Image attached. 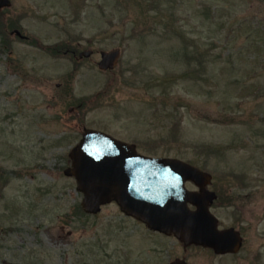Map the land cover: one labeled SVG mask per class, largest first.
Here are the masks:
<instances>
[{
    "label": "rangeland",
    "instance_id": "1",
    "mask_svg": "<svg viewBox=\"0 0 264 264\" xmlns=\"http://www.w3.org/2000/svg\"><path fill=\"white\" fill-rule=\"evenodd\" d=\"M0 13L20 31L0 33V264H264V0H9ZM83 128L217 186L238 177L231 207L210 208L238 251L185 246L114 200L86 213L63 172Z\"/></svg>",
    "mask_w": 264,
    "mask_h": 264
},
{
    "label": "water",
    "instance_id": "2",
    "mask_svg": "<svg viewBox=\"0 0 264 264\" xmlns=\"http://www.w3.org/2000/svg\"><path fill=\"white\" fill-rule=\"evenodd\" d=\"M7 4L9 0H0V7ZM15 32L20 36L18 30ZM90 53L86 50L80 55ZM118 55V48L101 51L98 68H112ZM69 156L71 166L63 172L75 178L86 213H96L102 204L114 200L125 215L151 230L173 234L185 246L201 245L215 253H234L241 246L239 232L233 227L219 229L217 218L209 210L216 197L204 188L209 173L177 158L140 154L134 143L93 128H83ZM189 179L200 186L199 191L185 188ZM188 203L195 208L190 209ZM170 264L187 263L175 259Z\"/></svg>",
    "mask_w": 264,
    "mask_h": 264
},
{
    "label": "flooded vegetation",
    "instance_id": "3",
    "mask_svg": "<svg viewBox=\"0 0 264 264\" xmlns=\"http://www.w3.org/2000/svg\"><path fill=\"white\" fill-rule=\"evenodd\" d=\"M59 50V49H58ZM68 51H69V49H68ZM83 50H80V51H78L77 52V57L80 59V58H82L83 57V55H80L81 54V52H82ZM66 52V51H65ZM71 53L73 54V55H75L76 54V52H75V50H72L71 51ZM101 53V51L99 52V54ZM91 55V54H90ZM90 55H88V56H85V57H89ZM201 170H203V169H201ZM238 177H236V179H235V181H233V182H235V184L232 186V187H226V186H224V187H222V186H217V184L216 183H214V177L212 176V174H211V176H210V180L204 185V188H206L207 190H209V191H212V192H214L215 193V195H216V197H215V199L210 203V205H209V210H210V208H211V206H212V204H213V202H215L216 201V199L218 198V196H222L223 195V200H228V202L227 203H225L227 206H229V207H231V199L233 198V196H234V194H237V193H242L241 192V190L243 189V181H241L240 179H237ZM184 186H185V188L187 189V190H189V191H199L200 190V186L197 184V183H195L193 180H186L185 181V183H184ZM233 189H235V191L233 190ZM218 192V193H217ZM114 202H116V201H114ZM188 206H189V208L190 209H194L195 207L193 206V205H191V204H188ZM233 206V205H232ZM133 218V217H132ZM141 222V221H140ZM142 224H144L143 222H141ZM217 224H218V228L219 229H224V228H220V226H219V221L217 222ZM230 227H232V226H230ZM228 228V227H227ZM153 232H157V231H153ZM158 233H160V232H158ZM240 233V232H239ZM168 236H173L174 238H176L173 234H170V235H168ZM208 249H210V248H208Z\"/></svg>",
    "mask_w": 264,
    "mask_h": 264
},
{
    "label": "trees",
    "instance_id": "4",
    "mask_svg": "<svg viewBox=\"0 0 264 264\" xmlns=\"http://www.w3.org/2000/svg\"><path fill=\"white\" fill-rule=\"evenodd\" d=\"M3 15V14H2ZM6 28V32H12L14 31L15 29L19 28L18 27V24L16 23L15 20L13 19H9L7 20V22L3 23L2 22V16H1V13H0V33L4 32V29ZM7 34V33H6ZM5 36V35H4ZM7 41V40H6ZM46 50L51 53V54H57L59 52L58 49L52 47V46H46ZM79 212L82 214L83 212L79 209ZM84 214V213H83Z\"/></svg>",
    "mask_w": 264,
    "mask_h": 264
}]
</instances>
